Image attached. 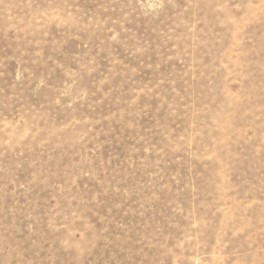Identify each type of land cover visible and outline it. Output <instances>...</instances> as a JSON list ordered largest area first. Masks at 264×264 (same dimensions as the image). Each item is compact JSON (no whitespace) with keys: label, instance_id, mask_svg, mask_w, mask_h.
<instances>
[{"label":"rangeland","instance_id":"1","mask_svg":"<svg viewBox=\"0 0 264 264\" xmlns=\"http://www.w3.org/2000/svg\"><path fill=\"white\" fill-rule=\"evenodd\" d=\"M0 264H264V0H0Z\"/></svg>","mask_w":264,"mask_h":264}]
</instances>
